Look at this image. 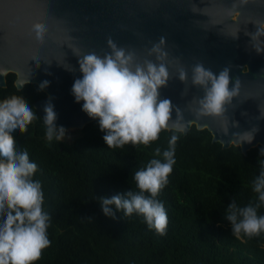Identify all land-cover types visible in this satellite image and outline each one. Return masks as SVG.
Returning a JSON list of instances; mask_svg holds the SVG:
<instances>
[{
	"label": "trees",
	"instance_id": "obj_1",
	"mask_svg": "<svg viewBox=\"0 0 264 264\" xmlns=\"http://www.w3.org/2000/svg\"><path fill=\"white\" fill-rule=\"evenodd\" d=\"M14 78L12 72L6 75L0 102L18 98L33 106L45 96L35 83L17 88ZM103 134L94 119L71 142L49 146L40 118L15 135L17 150L27 149L38 165L34 178L42 182L44 208L51 215V244L33 264H264V233L237 238L223 216L231 198L241 205L255 200L251 180L258 174L262 145L244 154L234 144L223 148L213 142L206 128L192 125L180 134L176 163L158 196L168 215L160 235L141 215L106 216L98 196L135 188L133 173L157 146L167 147L171 129L148 146L115 149L105 144Z\"/></svg>",
	"mask_w": 264,
	"mask_h": 264
},
{
	"label": "water",
	"instance_id": "obj_2",
	"mask_svg": "<svg viewBox=\"0 0 264 264\" xmlns=\"http://www.w3.org/2000/svg\"><path fill=\"white\" fill-rule=\"evenodd\" d=\"M237 13V14H236ZM264 0H0V86L6 75L15 74L14 85L39 84L48 79L45 96L33 102L38 114L51 99L58 114L56 123L66 129H82L92 120L71 93L82 75L79 56L110 51L108 39L149 56L152 45L165 37L162 61L169 69L168 85L160 90L183 110L188 122L206 128L212 141L223 148L234 144L245 154L264 147ZM37 25L47 28L45 41L32 35ZM40 61V67H36ZM203 63L213 71L231 67L239 78V93L225 113L196 116L203 89L191 82V68ZM247 64V69L243 65ZM188 71L181 81L179 69ZM175 111H173V118ZM171 124V121H170ZM258 131L252 142H240ZM171 127L168 129L170 130ZM184 132L183 134L187 133Z\"/></svg>",
	"mask_w": 264,
	"mask_h": 264
},
{
	"label": "clouds",
	"instance_id": "obj_3",
	"mask_svg": "<svg viewBox=\"0 0 264 264\" xmlns=\"http://www.w3.org/2000/svg\"><path fill=\"white\" fill-rule=\"evenodd\" d=\"M46 33L43 25L32 29L38 44L44 43ZM164 42L162 36L149 49V56L155 53L156 60L145 57L141 61L135 50L109 38L110 51L102 55L92 51L79 56L82 75L74 80L71 88L75 101L83 102L82 110L97 120L109 148H122L126 144L148 146L159 139L161 131L171 127L167 147L157 146L152 157L133 173L135 188L98 196L106 216L116 219L117 213H122V217L141 215L148 228L160 235L166 232L168 215L158 196L168 184L176 163V142L188 128L181 107L171 98L161 97L160 90L168 85L170 75L168 66L157 62L166 55L161 48ZM36 67H40V61H36ZM230 73L228 65L219 71L203 63L192 66L191 82L203 89L197 117L225 113L226 106L238 96L239 78L233 80ZM178 78L187 80V69L180 68ZM50 83L48 79L42 80L37 90L43 91ZM33 108L18 98L0 102V264H33L51 244L48 234L51 215L44 208L42 182L34 178L38 165L30 159L27 149L17 150L14 139L17 133L27 132L28 126L41 118ZM43 111L46 143L51 146L54 141H62L68 130L56 123L58 114L51 99L44 104ZM254 129L249 130L250 138L240 144L252 142L258 131ZM259 153L258 174L251 180L252 191L257 194L255 200L241 205L231 198L223 214L237 238L264 233V213L260 212L264 207V147Z\"/></svg>",
	"mask_w": 264,
	"mask_h": 264
},
{
	"label": "rangeland",
	"instance_id": "obj_4",
	"mask_svg": "<svg viewBox=\"0 0 264 264\" xmlns=\"http://www.w3.org/2000/svg\"><path fill=\"white\" fill-rule=\"evenodd\" d=\"M68 130V135H66L63 140L66 142H71L79 133L80 129H67Z\"/></svg>",
	"mask_w": 264,
	"mask_h": 264
},
{
	"label": "flooded vegetation",
	"instance_id": "obj_5",
	"mask_svg": "<svg viewBox=\"0 0 264 264\" xmlns=\"http://www.w3.org/2000/svg\"><path fill=\"white\" fill-rule=\"evenodd\" d=\"M236 14H237V13H236ZM260 26H261L262 28H264V23H261V25H260ZM243 69H244V70H246V69H247V64H244V65H243Z\"/></svg>",
	"mask_w": 264,
	"mask_h": 264
}]
</instances>
